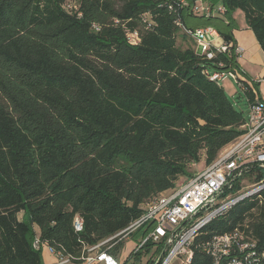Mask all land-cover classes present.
<instances>
[{
  "label": "trees",
  "instance_id": "trees-1",
  "mask_svg": "<svg viewBox=\"0 0 264 264\" xmlns=\"http://www.w3.org/2000/svg\"><path fill=\"white\" fill-rule=\"evenodd\" d=\"M68 1L0 0V264H43L36 234L77 256L83 244L115 236L145 202L193 177L192 164L204 156L210 165L244 132L247 117L203 73L195 41L178 45L177 21L201 20L234 41L232 14L241 9L264 51V0H220L225 13L213 16L193 13L195 0L182 8ZM134 31L137 45L128 41ZM220 60L239 66L233 55ZM244 92L247 104L257 97L253 85ZM262 200L241 202L208 229L239 226L264 248ZM209 263L195 251L191 264Z\"/></svg>",
  "mask_w": 264,
  "mask_h": 264
},
{
  "label": "built area",
  "instance_id": "built-area-1",
  "mask_svg": "<svg viewBox=\"0 0 264 264\" xmlns=\"http://www.w3.org/2000/svg\"><path fill=\"white\" fill-rule=\"evenodd\" d=\"M182 8L187 0H174ZM193 13L206 16L223 15L225 7L215 9L203 3L193 5ZM178 26L196 43V53L207 62L203 73L219 84L230 79L245 91L252 81L244 77L240 66L215 61L218 55L237 58L243 47L227 41L212 25L187 27L182 20ZM151 26V24H149ZM132 45L141 42L137 31L128 32ZM249 113L244 132L224 147L217 158L202 171H198L180 189L174 188L145 202L143 213L115 236L96 244H83L77 256L51 246L36 234L33 247L42 250L47 246L57 258L56 264H130L110 252L118 241L147 225L146 236L134 250L152 243L156 246L157 260L152 264H191L196 250L209 257V264H264V248L258 238L239 226L232 230L216 232L208 229L216 219L247 199L263 202L264 191V100L248 99ZM76 232L83 231V219L76 216ZM117 242H113L114 240ZM130 258V257H129Z\"/></svg>",
  "mask_w": 264,
  "mask_h": 264
},
{
  "label": "rangeland",
  "instance_id": "rangeland-1",
  "mask_svg": "<svg viewBox=\"0 0 264 264\" xmlns=\"http://www.w3.org/2000/svg\"><path fill=\"white\" fill-rule=\"evenodd\" d=\"M197 0V3H202L205 6H213L215 9L223 6V3L220 0ZM75 0H69L66 3L67 8H71ZM234 14V21L236 25L239 26H244L245 25V18H244V12L241 9H236L233 11ZM203 21L198 20L197 22L193 23L192 25H202ZM185 37H184V36ZM193 39L190 37V35L186 34L183 30H181L177 43L179 46L186 47L189 44L192 45ZM221 85L224 87L226 93L228 96L232 99L236 107L244 112V115L248 117L249 113V108L247 104V98L245 95V92L237 85L235 84L232 80L227 79L224 80ZM208 165L206 164L205 157L202 156V159L194 163L190 166L189 172L191 175L197 173L198 171H202L205 169ZM190 180L189 177L187 176H182L177 182V189H180L181 187L185 186L188 181ZM26 221H30L28 217L25 218ZM147 225H144L137 229L136 231L132 232L130 236L128 237L127 240L123 241L124 245L119 253V258L122 260H126L127 258L128 263L130 264H152L153 260H157L158 258V253L155 254L156 246H145L140 249V254L136 257L134 250L137 249V247L141 244L143 241L144 237L146 236ZM130 257V258H129ZM42 260L43 264H56L57 263V258L53 256L47 246H44L42 249Z\"/></svg>",
  "mask_w": 264,
  "mask_h": 264
},
{
  "label": "crops",
  "instance_id": "crops-1",
  "mask_svg": "<svg viewBox=\"0 0 264 264\" xmlns=\"http://www.w3.org/2000/svg\"><path fill=\"white\" fill-rule=\"evenodd\" d=\"M232 16L235 19L234 14ZM232 33L234 42L244 49L238 56V63L243 75L252 81L257 97L264 100V51L253 30L246 23L244 26H239L233 21Z\"/></svg>",
  "mask_w": 264,
  "mask_h": 264
}]
</instances>
